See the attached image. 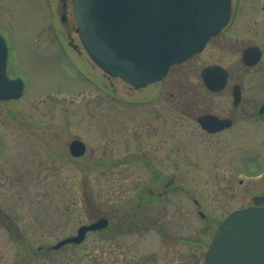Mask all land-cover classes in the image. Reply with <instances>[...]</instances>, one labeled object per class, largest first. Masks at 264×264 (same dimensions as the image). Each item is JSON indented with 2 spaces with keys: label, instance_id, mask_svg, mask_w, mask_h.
<instances>
[{
  "label": "rangeland",
  "instance_id": "374dc122",
  "mask_svg": "<svg viewBox=\"0 0 264 264\" xmlns=\"http://www.w3.org/2000/svg\"><path fill=\"white\" fill-rule=\"evenodd\" d=\"M241 1L247 9L256 1L264 21V0ZM244 8L207 48L230 67L243 47L231 35L249 28ZM76 28L72 0H0L6 70L25 83L23 95L0 101V209L10 216L0 214V264H205L214 228L248 202L246 189L231 187L235 170L201 164L198 137L177 134L175 153L149 133L142 134L143 147L124 141L126 125H140L126 114L142 92L108 79L86 55ZM203 62L197 54L184 63L177 85L200 86ZM174 116L177 127L191 130L178 104ZM161 117L156 122L167 120ZM73 138L87 144L83 156L69 154ZM170 180L175 189L158 196ZM101 216L107 228L50 248Z\"/></svg>",
  "mask_w": 264,
  "mask_h": 264
},
{
  "label": "flooded vegetation",
  "instance_id": "af4514ba",
  "mask_svg": "<svg viewBox=\"0 0 264 264\" xmlns=\"http://www.w3.org/2000/svg\"><path fill=\"white\" fill-rule=\"evenodd\" d=\"M241 2L231 0L230 16L226 25L217 34L209 37L200 52L181 63L171 65L159 80L136 87L118 76L103 72L108 79H119L125 91L142 92L141 95L130 99L134 107L127 109L126 114L128 118L132 115L136 119L134 123L140 125L133 128L126 125L122 133L124 141L127 142L131 138L136 141V147H143L142 134L149 133L151 140H162L168 147V153H175L177 134H184L189 141L191 137H198L201 164L207 167L214 163L235 170L231 176V187L236 192L242 187L245 188V202L247 199L248 202L224 213L213 234L220 222L235 211L252 208L253 214L264 216V21H258L262 18L259 16L262 7L257 6L256 1L248 9L245 6L240 7ZM240 8H244L247 13L242 18L248 20L249 28L246 27L244 32L237 34L233 32L231 35L242 41L243 47L239 50L238 60L230 67L218 60L219 53H211L207 48L214 37L232 24L231 21L237 17ZM253 30L256 33H253ZM70 45L76 47L71 42ZM217 48L219 49V46ZM197 54H201L204 59L198 71L201 85L188 86L185 81L177 85V78L182 79L184 74L182 66ZM170 73L172 77L166 80ZM154 84L159 85L150 87ZM151 88L154 90L143 96V90ZM143 104L147 106H142ZM176 104L191 125L189 132L181 126H176ZM123 106L128 107L126 103ZM161 116H166L167 120L156 122ZM181 130L182 132H179ZM177 131L179 133H176ZM128 132H131L132 137ZM234 142L237 143L236 146L233 145ZM136 157L137 162H145L142 153ZM171 159L175 161V158ZM165 183L158 191V196L167 194L168 188L175 189L171 186L172 180ZM0 214L10 218L9 214L1 209ZM200 216L205 217L206 213L200 210ZM262 247L264 264V240Z\"/></svg>",
  "mask_w": 264,
  "mask_h": 264
},
{
  "label": "water",
  "instance_id": "95a60500",
  "mask_svg": "<svg viewBox=\"0 0 264 264\" xmlns=\"http://www.w3.org/2000/svg\"><path fill=\"white\" fill-rule=\"evenodd\" d=\"M74 8L79 38L92 59L104 71L140 86L200 50L227 22L230 0H74ZM6 60L0 34V100L17 98L23 91L20 78L7 76ZM84 151L82 141H71L73 155ZM257 220L248 209L226 217L209 244L205 264H262L264 224ZM107 224L106 217L82 224L52 248L79 243L87 231Z\"/></svg>",
  "mask_w": 264,
  "mask_h": 264
},
{
  "label": "bare ground",
  "instance_id": "6f19581e",
  "mask_svg": "<svg viewBox=\"0 0 264 264\" xmlns=\"http://www.w3.org/2000/svg\"><path fill=\"white\" fill-rule=\"evenodd\" d=\"M73 1V0H72Z\"/></svg>",
  "mask_w": 264,
  "mask_h": 264
}]
</instances>
